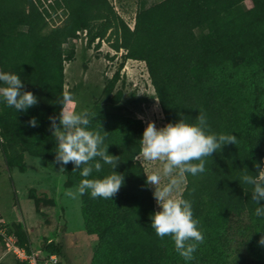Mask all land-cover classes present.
Segmentation results:
<instances>
[{"label":"trees","instance_id":"16d2710c","mask_svg":"<svg viewBox=\"0 0 264 264\" xmlns=\"http://www.w3.org/2000/svg\"><path fill=\"white\" fill-rule=\"evenodd\" d=\"M46 1L0 0V71L18 73L25 90L39 100L26 112L0 100L6 162L25 171V151L55 162L49 117L62 107L65 62L76 51L71 40L87 30L90 44L112 41L114 50L126 51L125 58L146 63L167 124L181 118L195 123L202 111L211 131L237 136V144L205 158L203 173L185 175L181 198L191 201L204 235L195 258L185 261L171 237L161 239L151 228L155 200L144 165L134 160L143 120L114 112L91 115L90 129L105 136L109 154L119 156L116 171L125 178L114 200L92 198L90 191L81 195L85 229L99 239L91 264H264V246L258 243L264 217L255 214L252 186L240 182L245 171L256 174L257 162L264 167V0H252L250 8L246 0L142 1L134 28L110 0ZM58 9L66 18L47 30ZM117 78L118 72L112 83ZM33 116L38 127L28 126ZM73 168L68 163L67 187L84 179ZM112 171L103 164L88 178ZM17 238L30 248L22 227ZM43 250L66 257L62 242H48Z\"/></svg>","mask_w":264,"mask_h":264},{"label":"rangeland","instance_id":"374dc122","mask_svg":"<svg viewBox=\"0 0 264 264\" xmlns=\"http://www.w3.org/2000/svg\"><path fill=\"white\" fill-rule=\"evenodd\" d=\"M110 1L128 25L134 28L140 1L126 0L124 6L118 0ZM157 1L154 0L155 3ZM49 2L53 0L44 4ZM244 5L250 8L253 2L246 0ZM65 18L64 10L58 9L49 17L47 30L62 24ZM86 31L81 30L79 38L71 40L75 45V56L65 62L64 91L72 94L74 110L80 112L87 109L91 115L114 112L140 118L144 130L149 121H154L157 128L167 125L146 63L125 58L126 51L114 50L112 41L103 40L97 45L96 39L90 44ZM117 72L118 78L112 83ZM24 160L25 171L10 166L0 148V231L17 238L22 227L29 235L25 242L29 249L41 250L48 242H62L66 257L60 258L59 264H91L99 239L85 229L81 195L77 194L76 198L65 195L67 190L76 192L78 188L65 184L68 164L61 171L59 164L28 151L24 152ZM142 164L149 173L161 174L162 186L167 183L168 177L162 172L163 162L143 161ZM186 182L185 176L174 195L181 198ZM151 189L154 192V187L151 186ZM155 208L159 210L156 200ZM235 256L232 255V258ZM0 264H24L12 251H7L2 234Z\"/></svg>","mask_w":264,"mask_h":264},{"label":"clouds","instance_id":"9594fccd","mask_svg":"<svg viewBox=\"0 0 264 264\" xmlns=\"http://www.w3.org/2000/svg\"><path fill=\"white\" fill-rule=\"evenodd\" d=\"M0 84V100L16 112H26L39 103L32 91L25 90L18 73L0 71ZM73 103L72 94L65 90L59 102L62 106L59 115L49 117V127L56 141L55 163L61 166V171L72 163L73 172L80 170V175L84 177L76 192L69 189L65 195L76 198L77 194L84 195L90 191L92 198L114 200L125 182L124 175L116 171L119 156L109 154V145H105V136L99 130L90 129L91 114L88 110L77 112ZM27 123L31 127L39 126L35 116ZM0 142H3L2 137ZM228 144H237V136L211 131L202 111H199L195 123L181 118L178 122H169L157 128L154 121H149L140 140V151L134 160L141 164L143 161H161L163 176L168 177L167 183L162 186L159 172L145 170L146 185L154 187L153 196L159 206V210L151 215V228L161 239L171 237L175 250L185 261L195 258L194 253L204 242V235L198 228L199 220L194 219L191 201L177 197L174 192L179 189L186 174L197 176L203 173L205 158L213 156ZM103 164L111 165L113 171L103 178L89 179L94 170H102ZM255 168L256 174L245 171L240 182L252 186V201L258 205L255 214L264 217V206L260 205V201L264 200V167L257 162ZM258 243L264 246V234Z\"/></svg>","mask_w":264,"mask_h":264},{"label":"built area","instance_id":"2783aa9c","mask_svg":"<svg viewBox=\"0 0 264 264\" xmlns=\"http://www.w3.org/2000/svg\"><path fill=\"white\" fill-rule=\"evenodd\" d=\"M6 240L7 251L13 252L15 256L20 259L24 264H59L60 257L56 253H48L45 250H33L27 247L21 246L18 240L13 234H6V232L0 231Z\"/></svg>","mask_w":264,"mask_h":264},{"label":"crops","instance_id":"0c3cea01","mask_svg":"<svg viewBox=\"0 0 264 264\" xmlns=\"http://www.w3.org/2000/svg\"><path fill=\"white\" fill-rule=\"evenodd\" d=\"M117 1V0H116ZM119 2H120V4H122L123 6H124V4L126 3V0H118ZM138 1H140V2H142V1H144V2H146V3H148V2H151V3H155L154 2V0H138ZM160 1H162V0H159V1H157V2H160ZM156 2V3H157ZM119 12V11H118Z\"/></svg>","mask_w":264,"mask_h":264}]
</instances>
